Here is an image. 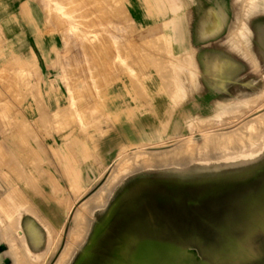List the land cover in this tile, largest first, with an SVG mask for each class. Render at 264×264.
Instances as JSON below:
<instances>
[{"label":"rangeland","instance_id":"obj_1","mask_svg":"<svg viewBox=\"0 0 264 264\" xmlns=\"http://www.w3.org/2000/svg\"><path fill=\"white\" fill-rule=\"evenodd\" d=\"M239 1L242 2L0 0V243L8 242L12 246L9 252L0 256V264L7 255L13 257L14 264H25L28 260L23 257L22 244L14 229L29 211H25L22 199L17 201L14 197L7 199L14 208L3 206V196H6L3 189L28 186L25 182L27 175L31 177L29 183L37 188V193L32 195L36 200L37 213H45L53 222L60 221L61 217L65 220L59 234L61 237H56L47 254L45 250L42 251L45 255L39 256L45 264H57L67 246H77L76 241L71 242L68 236L74 223L72 237L82 232L78 240L82 242L85 239L83 242L86 243L87 224L101 217L99 208L90 211L89 207L81 209L75 216L76 210L91 197L94 196V202L104 204L124 187H132L131 198L125 199L127 204L119 210V218L153 211L146 203L154 206L158 202L157 197L136 193L146 189L143 181L157 182L165 179L166 173L151 171L129 176L130 172L121 174L125 166L139 169L145 161H153V165L174 163L193 155H204L205 151L215 155L222 151L230 152L229 148L234 146L249 144L243 136L245 132L233 138L219 133L234 130L248 119L251 122L264 114V96L260 99V107L255 105V114L246 112L248 106L217 114L212 111L194 113L200 108L182 107L188 97L185 88L188 83L183 79L200 73V67L195 51L177 48L178 33L175 34L181 26L192 25L199 11L198 5L210 8L220 5V2L228 6V26L237 22L238 27H243L246 23L238 21L241 18ZM249 2L253 6L249 16L251 27L262 26L264 30L263 0ZM252 28L249 26L246 30L253 38L256 34ZM226 41L229 43L228 55L234 59L230 63H234L233 68L245 62L251 64L249 66L253 70L252 61L243 54L244 50L238 49L228 39ZM52 46L55 48L51 49ZM250 46L251 51H255L254 57L264 62L259 39H251ZM255 70L263 74L264 65L255 66ZM190 116L196 118L192 123L188 121ZM173 118L180 120L181 129H173ZM263 126L264 119L262 130L249 128V135L256 138L259 132L264 131ZM200 130L215 137L203 139L204 134ZM189 139L196 142L185 144ZM252 147L256 150L257 145ZM136 150L147 154L138 159L125 157ZM263 162L264 153L257 160H248L238 168L206 170L197 176L227 171L250 172ZM104 163L109 164V168ZM87 164L96 165L101 172L89 190L82 192L92 180L87 178ZM64 186L77 193H68ZM218 188L197 199L184 201L170 196L157 203L166 213L176 215L175 220L180 227L196 229L193 241L187 239L189 235L182 236L186 239H182L180 244L188 255L184 264H218L207 259L205 250L226 247L228 242L233 246L221 251L224 253L222 257L228 251L230 253V249H240L239 253L233 251L236 256L240 255L233 264H264V196L249 194L251 199H248V208L244 207L246 210H230L233 200L240 195L234 190L245 187ZM222 189L224 191H218ZM261 204L263 208H258ZM35 217L38 230L48 244L51 240L48 227L42 217ZM13 222L16 227L11 225L14 229L9 228L8 224ZM230 237L233 238L230 241L225 239ZM30 257L39 261L34 254Z\"/></svg>","mask_w":264,"mask_h":264},{"label":"bare ground","instance_id":"obj_2","mask_svg":"<svg viewBox=\"0 0 264 264\" xmlns=\"http://www.w3.org/2000/svg\"><path fill=\"white\" fill-rule=\"evenodd\" d=\"M241 1L242 2L239 1L241 3L240 10H239L241 18L238 19V21H240L241 24L242 23L243 24L246 23V24L243 25L244 28L238 27L240 25H237V22L233 23V25L231 24L232 26L230 25V27H229V32L227 34V38H228L230 43H233L234 45L236 44L238 49H240V50L243 49L244 53L243 52L242 53L244 55L249 56L250 58H255L254 57L255 53L253 52V50L251 51V46H252V45L250 46L251 39H253L254 37L259 39V41L263 47L262 52L264 53V30H262V28H261L262 26L261 27L255 26L254 28H252L250 25V22H249V16L251 14L250 9H251V7H253L250 4L252 2H249L251 0H241ZM263 5H264V0H263ZM218 8L220 10V13L225 12L221 8V5ZM252 10L253 9H251V11ZM226 20H227V18L223 15L222 21L226 22ZM200 23H203V22H200ZM218 23H219V21H218ZM218 23L215 20L214 25H213V29H214V27L216 28L218 26ZM249 26H250V28L253 29L252 31L254 32V34H256V36L254 35L253 38L251 37L252 35L247 34L248 31L246 29ZM263 29H264V26H263ZM259 49H260V47H259ZM191 54H193V53H191ZM223 90H224V88H223ZM254 100H256V99H254ZM249 103L254 104V101L253 102L250 101V102H248V104ZM242 104L243 103H240V102H232V104L230 106L224 105V104H218V106H219V108L224 109L225 111L228 112V110L236 109L237 107L242 106ZM224 115H225V112H224ZM236 115L233 114L232 116H236ZM243 115L245 116V113H243ZM238 118H240V116H238ZM255 118L256 119L252 120V121L250 119L251 122H248L249 121V119H248V121H246V123L248 122L247 124L243 123L242 125H240L238 128H236L234 130H231V131L225 132V133H219V135H222V136L226 135L229 138H233V137L237 136L240 132H245V134H243V136L248 140V142H249L248 145L246 144L243 146H234L232 148H229L231 150L230 152L222 151V153L218 152L215 155H211V151H208V152L205 151L204 155H201V154H199V155L197 154L196 156L193 155L191 157L183 159L182 161L174 162V163L159 162L158 164L153 165V163H154L153 161H145L144 163L140 164L141 167L139 169H134L133 167L130 168V167L125 166L124 169L122 170L121 174L124 172H130L129 176H132L136 173H145V172H151V171H164L166 173L165 179L159 180L157 182L143 181V182H145L144 186L146 187V189H142L136 193V194H139L141 196L155 195V197H157V199H158V202L163 200V198L170 197V196L175 198V199H182L184 201L187 199H190V198L191 199H197L196 197H199V196L201 198L202 195L215 192L216 191L215 187L224 188L226 186H232V185L245 187L243 189L240 188V189L234 190L235 193L240 194V195L237 196L235 200H233L232 206H230L229 208H230V210H234L237 208H244V207L248 208L247 203L251 199L249 194L250 195L251 194L252 195L253 194L254 195L260 194V195L264 196V162L259 164L258 166H256L250 172L227 171V172H223L221 174H216V175L211 174V175H204V176H200V177L197 176V173H199L201 171H206V170H208V171H221L224 169L238 168L241 165H245L246 161L253 160V159L257 160L260 156H262V154L264 153V140H261V139H264V131H261L262 133L259 131L262 130V121L264 119V114H262L261 116L258 115ZM229 121H231V120H229ZM255 127H257V129H260V130H258L259 133L256 136V138L254 137L253 134L249 135L250 133H248L249 128H255ZM192 128H194V127H192ZM263 128H264V126H263ZM177 130H178V125L176 127V131ZM193 130L194 129H191L192 132H193ZM202 131H205V130H202ZM249 136H252V137L249 139ZM211 137H215V136L209 135L206 133L203 135V139H210ZM254 138H255V140H254ZM189 142H196V141H194L193 139H189L185 142V144L189 143ZM255 145H257V147L260 146V148L258 149L257 147H255L256 148V150H255L254 147H252ZM247 148H248V150H246ZM136 151L137 152L133 153L132 155L129 154L128 156L126 155L125 157L131 158L133 156V158L138 159V158L144 157L147 154L144 151H138V150H136ZM250 186L252 188H250ZM224 189H226V188H224ZM218 191L222 192L224 190L222 189V190H218ZM132 192H133L132 187H124L120 191V193H117V194L115 193V195L112 198H109L104 204H99L98 202H94L93 201L94 196L91 197L90 199H88L86 202H84V204L81 203L82 205L76 210L75 216L81 209L84 210L88 207H89L90 211L93 210V208H99L100 212H102V215L95 222L92 221V223L89 222L87 224V227L85 229V232H86L85 235L86 236L88 235V238L86 239L87 240L86 243L83 242L85 239L82 241L83 243L81 242V240L80 241L78 240V239H80L82 232L77 233L75 236L72 237L73 230L75 228V223H74L73 227L70 228L68 236H69V240L71 242L76 241L75 244H77V246L75 247V245H73V244H72L73 245L72 246V245H70V242H69L68 245H70V246H67L65 248L61 258H59V260L57 261V264H184V259L188 255H187L186 250H184L180 244L182 239H186V238H182V236L189 235L187 239H190L193 241L195 239L193 237V235H195L196 229H188V228L180 227V225L175 220L176 215L175 214L171 215L169 213H166V210L164 211V210L160 209L157 205L158 202H156V204L154 206H151L148 202L146 203V206L148 205L147 207H150L153 209V211H150L149 213H143V214L141 213V214L133 215L129 218L127 217V218L120 219L119 218V215H120L119 210L122 209L123 207H125V205L127 204L125 199L128 196L130 197ZM256 201L259 202L257 199H256ZM73 205H74V202H72L71 206L73 207ZM254 205H255V203H254ZM29 207L31 208V206H29ZM34 207H36V206H34ZM204 207H206V206H204ZM261 207L263 208L262 204L258 206V208H261ZM25 208H26L25 211H27V207H25ZM33 208H31V210H28V211L29 212L31 211L32 213L36 214L39 218H41L42 217L41 214H39V212L37 213V211ZM254 208H255V206H254ZM256 208H257V206H256ZM71 210H72V208H71ZM177 210H178V208H177ZM244 210H246V209L244 208ZM31 212L29 214H31ZM254 212H255V210H254ZM243 213H245V212H243ZM31 215L33 216V214H31ZM42 215H43L42 219L46 223V225L48 227V231L50 232L51 240H49L48 244L47 243L43 244L44 238H43L42 234L40 233V231L38 230V228L35 227L32 223L29 224L27 229L29 231L28 233H30V237H31L30 239H32V241L34 242V246H36L35 251L28 249V247L26 246L25 228L20 225V222H18L16 224L17 225L16 229L12 228V226H11V225H15L14 222H13V224H11L12 223V221H11V223H9L10 225L8 224V226H10L9 228L17 230L16 235L19 238L20 243H22L23 247L24 246L26 247V249H25L26 254L25 255H26L27 259H28L30 254H34L37 257H39L41 254L45 255V253L42 252L45 250H46V254H47V252L50 251V246L52 245V243L54 242L56 237L60 233H62L63 227L65 226L64 222L63 223H55V222H53V220H51L49 217H47V215L45 213ZM253 215H256V214H253ZM75 216L73 218V222H75L74 221ZM230 216H232V215H230ZM242 217L244 218V215H242ZM238 218H240V217H238ZM256 219H254V221ZM12 220H14V219H12ZM16 220L17 219H15L14 221H16ZM251 220H252V218H251ZM50 221H51V223H50ZM233 221H235V220H233ZM247 221H245V222H247ZM245 222H244V224H245ZM260 222H262V221H260ZM236 223H238V221ZM262 223L264 224V222H262ZM16 225H15V227H16ZM57 227H59V228H57ZM259 227H260V225H259ZM259 227H258V230L260 229ZM216 228H217V226H216ZM251 229H252V227H251ZM262 230H264V228ZM5 231H8L7 228ZM9 231H8V233L10 234ZM243 232H245V231L243 230ZM237 233H240V232H237ZM5 235H3V236H5ZM27 237H29V236H27ZM233 237H235V236H233ZM238 237H240V236H238ZM231 238L232 237L225 238V239L229 240ZM10 239L12 240L11 243H14L13 239L11 237H10ZM32 241H30V243ZM77 241H78V243H77ZM259 241L260 240H258V242ZM261 241H263V240H261ZM216 242H217V239H216ZM223 242H224V240H223ZM252 242H253V240H252ZM218 243L220 245L219 241H218ZM225 244L228 247L233 246V244H232V246H230L229 242L225 243ZM9 245H10V243H9ZM14 245H15V243H14ZM262 245H263V243H262ZM237 246H238V244H237ZM23 247H21V248H23ZM226 247L220 246L217 248L216 247L209 248V249L205 250V252H206L205 255H206L207 259H210V260L213 259L218 264L236 263L235 261L237 260V258H239L240 255L236 256L235 254H233L234 250L232 251L230 249V253L228 251V254L226 253L224 255V257H222L224 253L221 251L227 250ZM55 248H56V246H55ZM11 249H12V246H11ZM243 249H245V248L243 247ZM239 250L240 249L238 248L237 250L234 251V253L235 252L239 253ZM241 250H242V248H241ZM262 250L264 251V249H262ZM245 254H247V253L245 252ZM251 254L254 255L253 253H251ZM44 255H43V258H45ZM23 256H24V253H23ZM245 256H247V255H245ZM258 256L262 257V255H258ZM21 257H22V255H21ZM199 257H201V256H199ZM244 258H246V257H244ZM40 259H42V258L39 257L37 259L39 261H35V260H32V258H29L25 264H29V263L30 264H45L42 262V260L40 261ZM242 260H243V257H242ZM0 261H1V259H0ZM251 261H253V260H251ZM252 264H254V262Z\"/></svg>","mask_w":264,"mask_h":264},{"label":"crops","instance_id":"obj_3","mask_svg":"<svg viewBox=\"0 0 264 264\" xmlns=\"http://www.w3.org/2000/svg\"><path fill=\"white\" fill-rule=\"evenodd\" d=\"M225 4L226 3L220 2L221 8L223 9V11H225L224 13H220V10L218 8L220 5L210 8H206V5L204 6L198 5L197 9L199 11L196 14L195 19L193 20L192 25L181 26L180 29L177 32H175V34L178 33V38L176 37L175 38L178 40V44H179L178 47L177 46L176 47L184 51H191V50L195 51L196 62L199 63V67H200V73H194L188 76L186 79H183L184 82L188 83L187 85H185V88L188 91V97L186 101L182 103V107L200 108V109H196V111L194 110V113L206 114L207 112L212 111L213 113L217 114V113H223L224 110L221 108L219 109L218 104H224L229 106L232 101L237 100L240 103H243L241 107L248 106L249 110H246L247 113L255 114L257 110H255L254 107L255 105L257 108L260 107V102H261L260 98L264 96V73L262 74L260 70L258 71L255 70V66L258 65L261 67L262 65H264V62H262L260 59L249 58L248 60L252 61L253 64L252 66L254 67L253 70H251L249 66L251 64L247 65L245 62L242 63V65L238 64L239 66L236 67V69L233 68L234 63L232 65L230 64L231 62L234 61V59H230L228 55L229 43L226 40L228 39L227 34L229 32L228 31L229 26L227 24V20L226 22L222 21L223 15L226 18L228 17L229 10H228V6ZM15 11L19 12V10H15ZM215 20L217 21V23L219 21V23L218 26L216 28L214 27L213 29ZM53 48L55 47L52 46L51 49ZM223 88L225 91L223 90ZM55 96L60 97L61 95H55ZM250 101L252 102L254 101V104L253 103L248 104V102ZM189 112H192L191 109L189 110ZM175 113H177V109ZM205 117L206 116H203L202 118ZM194 119H196L194 116H190L188 120L189 123H192ZM225 121H228V119ZM172 123L174 130H176L177 125H178V130L181 129L180 120H176L175 118H173ZM104 164L108 165L109 168V164L107 163ZM86 170L89 171L87 173L88 180L89 179L92 180H90V182L87 183L88 186V187L86 186L87 189H85V191L82 192H86L87 190H89L90 184L92 185L93 180L96 179L98 180L101 172V171L98 172L97 166L96 165L94 166L93 164H87ZM97 172L99 173V175L97 174ZM27 176H28L27 178L28 180H26L25 182L28 183V186H23V187L19 186L18 188L9 187V189L6 190L3 189L4 195H6L3 196V202H4V206L7 207L8 209L14 208V206L11 205L10 202H8L7 200L8 197L9 198L14 197V199H16L17 201H19V199L20 200L22 199L23 200L22 203L26 205L27 210H31V208L36 206V200L32 195L37 193V188L36 186L31 185V183H29L31 181V177L29 175ZM45 180L47 182L48 177L45 178ZM64 187L68 193L71 192L77 193V191L69 190L68 186H64ZM44 192H47V190L44 189ZM21 195L23 197H21ZM17 203L15 202V204ZM29 206H31V208ZM36 207H34L33 209L36 210L37 209ZM24 209L26 210L25 207ZM29 213H25L24 219L22 220L20 225L25 228L26 246L28 247V249L35 251L36 246H34V242L32 241V239H30L31 237H30V233H28L29 231L27 227L31 223L35 227H37L36 217H35L36 214L31 212V214H33L32 216ZM41 216L43 217L42 214ZM64 221L62 220L61 217V220L56 221L55 223H63ZM30 241L32 242L30 243ZM45 243L46 240H43V244ZM24 247L22 248L24 250L22 252L24 253L23 257L26 258L25 255L26 247L25 248ZM10 248L11 246L9 245L8 242L0 243V256H3L5 255V253L9 252ZM29 258H31L30 255L28 259ZM2 264H14L13 257L10 255L5 256Z\"/></svg>","mask_w":264,"mask_h":264}]
</instances>
